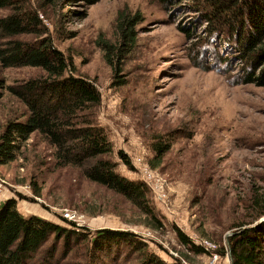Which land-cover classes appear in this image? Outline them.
Listing matches in <instances>:
<instances>
[{
	"label": "rangeland",
	"instance_id": "374dc122",
	"mask_svg": "<svg viewBox=\"0 0 264 264\" xmlns=\"http://www.w3.org/2000/svg\"><path fill=\"white\" fill-rule=\"evenodd\" d=\"M12 3L39 11L73 74L96 84L101 96L96 119L112 143L110 158L118 173L146 183L162 226L147 225L146 216L134 205L88 180L79 168L57 165L52 147L35 133L22 143L14 161L0 165L4 182L0 203L13 198L24 217L37 215L76 231L135 232L167 262L188 253L177 240L174 227H178L192 242L215 243L219 256L215 264H230L229 227L250 219L252 196L264 201V83L242 79L252 71L259 75L264 66H245L226 37L217 38L220 56L212 59L208 53L198 60L196 42L205 35L206 23L190 7V0L168 4L97 0L88 6L84 0ZM11 11L0 8V16ZM83 11L86 16L80 17ZM181 27L196 34L187 36ZM125 37L132 39L126 43ZM41 74L36 67L0 68L6 84ZM23 111L19 101L4 93L0 130L6 119ZM19 120L25 121V116ZM157 139L171 146L153 167L152 145ZM66 212L74 213V221L65 217ZM53 237L42 250L55 241ZM57 244L59 264H86L82 243L66 259L60 255L61 240ZM115 253L102 254L103 264L113 263ZM119 255L121 264H135V254L127 260L124 253ZM189 255L193 264H208L211 257Z\"/></svg>",
	"mask_w": 264,
	"mask_h": 264
},
{
	"label": "trees",
	"instance_id": "16d2710c",
	"mask_svg": "<svg viewBox=\"0 0 264 264\" xmlns=\"http://www.w3.org/2000/svg\"><path fill=\"white\" fill-rule=\"evenodd\" d=\"M96 1L84 0L87 6ZM172 1L161 0L165 4ZM189 5L200 12V18L206 23L205 35L196 42L198 60L208 53L212 59L220 56L217 38L226 37L245 66L253 68L258 63L264 66V0H190ZM5 7L12 11L0 16V68L29 66L41 69L43 74L11 84L0 77V103L6 93L24 108L1 126L0 165L14 161L22 143L35 133L52 147L57 165L79 168L88 180L122 195L134 205L146 216L147 225L161 227L162 221L150 204L146 183L118 173L116 162L110 158L112 143L96 119L101 101L96 84L88 77L73 74L67 56L47 34L39 11L17 7L12 0H0V8ZM84 16L86 11L80 12V17ZM181 28L187 36L196 34L195 30ZM22 34H34L36 38L24 41L17 37ZM131 39L125 37L124 40ZM254 73H248L243 81L264 83V69L257 76ZM21 116H25V121L19 120ZM170 146L171 142L160 139L153 143V167L159 164ZM118 155L129 165L122 151ZM248 206L253 211L250 219L229 227L231 235L227 236L226 248L231 256L230 264H264V221L258 222L264 216L263 198L252 196ZM174 231L188 253L167 262L151 251L135 232L108 228L76 231L37 215L24 217L15 200L8 198L0 203V264H59L57 243L60 240L63 259L72 256L75 246L82 243L86 264H103L102 254L115 251L111 264H121L120 253L125 254V260L135 254L132 257L135 264H193L189 253H209L178 227H174ZM51 234L55 241L42 250ZM219 252L225 254L226 251ZM39 254L41 257L36 259Z\"/></svg>",
	"mask_w": 264,
	"mask_h": 264
},
{
	"label": "built area",
	"instance_id": "2783aa9c",
	"mask_svg": "<svg viewBox=\"0 0 264 264\" xmlns=\"http://www.w3.org/2000/svg\"><path fill=\"white\" fill-rule=\"evenodd\" d=\"M3 183H4L3 179L0 177V193L3 189ZM65 217H67L69 220L74 221L75 215L73 212H66ZM194 243L197 245L203 246L205 249H207L209 251V256H211V257H210L208 264H215V262H217L218 257H219L217 254L218 246L215 243H212L211 241H208L206 239H204L202 241L201 240H195Z\"/></svg>",
	"mask_w": 264,
	"mask_h": 264
},
{
	"label": "water",
	"instance_id": "95a60500",
	"mask_svg": "<svg viewBox=\"0 0 264 264\" xmlns=\"http://www.w3.org/2000/svg\"><path fill=\"white\" fill-rule=\"evenodd\" d=\"M262 221H264V216L261 217V218L259 219L258 222L260 223V222H262ZM229 235H231V232L227 233V236H229ZM228 257H229V260H230V263H231V256H230V253H228Z\"/></svg>",
	"mask_w": 264,
	"mask_h": 264
}]
</instances>
